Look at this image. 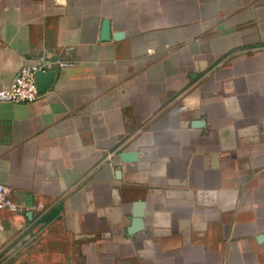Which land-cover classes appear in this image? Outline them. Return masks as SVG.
<instances>
[{
	"label": "crops",
	"instance_id": "0c3cea01",
	"mask_svg": "<svg viewBox=\"0 0 264 264\" xmlns=\"http://www.w3.org/2000/svg\"><path fill=\"white\" fill-rule=\"evenodd\" d=\"M41 55L0 185L47 211L0 210V264H264V0H0V89Z\"/></svg>",
	"mask_w": 264,
	"mask_h": 264
},
{
	"label": "built area",
	"instance_id": "2783aa9c",
	"mask_svg": "<svg viewBox=\"0 0 264 264\" xmlns=\"http://www.w3.org/2000/svg\"><path fill=\"white\" fill-rule=\"evenodd\" d=\"M74 66V62L59 57L41 55L23 65L14 76L11 83L0 89V103L27 104L36 101L40 93L35 83V76L39 73L62 70ZM0 210L14 214H34L41 218L47 211L43 202L26 205L15 202L11 197V190L0 185ZM3 226L0 224V235L3 233Z\"/></svg>",
	"mask_w": 264,
	"mask_h": 264
},
{
	"label": "water",
	"instance_id": "95a60500",
	"mask_svg": "<svg viewBox=\"0 0 264 264\" xmlns=\"http://www.w3.org/2000/svg\"><path fill=\"white\" fill-rule=\"evenodd\" d=\"M108 37V23H103L102 29V39L106 40ZM122 34H117L114 38H120ZM55 78V72L49 71L47 73H39L35 76V83L37 85V89L40 94H44L52 85V82ZM120 160L122 162H136L137 161V153L135 152H122L119 155ZM26 217L29 219L32 217L31 213H27ZM142 217H143V203H135L134 204V213L133 220L131 226L128 230V233L132 234L142 229Z\"/></svg>",
	"mask_w": 264,
	"mask_h": 264
}]
</instances>
